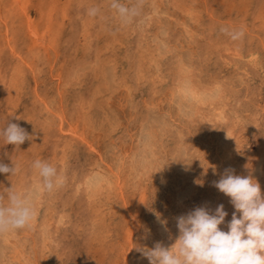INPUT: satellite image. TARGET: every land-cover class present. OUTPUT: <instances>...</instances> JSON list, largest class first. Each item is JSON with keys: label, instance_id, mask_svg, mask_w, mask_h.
<instances>
[{"label": "rangeland", "instance_id": "1", "mask_svg": "<svg viewBox=\"0 0 264 264\" xmlns=\"http://www.w3.org/2000/svg\"><path fill=\"white\" fill-rule=\"evenodd\" d=\"M4 1L5 5L6 3L8 5L11 4L10 0L0 1V120L4 121L0 124V132H2L10 122L18 124L21 127L23 120L26 118L29 123V127L27 128L28 135L31 137L29 138L30 141L26 140L20 147H16L5 143L4 138L0 136V162L9 167L14 166L17 169L14 175H11V173L0 174V196L6 197L7 191L4 186L11 185L13 180L14 184H17V182H19L17 177L19 176H25L27 184H24L22 189L19 188L17 190L16 188L14 191L17 193L20 192L22 195L27 194V192L33 188L35 178L40 177V175H38V170L33 167L34 162L36 160H41L50 165L54 162L58 174L61 175V173L64 172L63 176L65 177L62 179V184L56 187L52 192L46 191L47 201L45 200L42 205H39L40 212L38 216L39 224H41L43 218L53 219L51 232L56 244L50 246L52 248L51 254L49 253L51 250L47 251V255L50 254L47 264H123L121 256L124 249L128 247V244L125 246L123 242L120 243L121 240L119 237L121 233H118L120 229L119 226H117L120 213L110 215L111 217L106 216L105 221L108 223L107 226L109 225L106 230L108 236H95V234L90 231L89 227L94 212L93 204L89 201L84 191H78L76 188L77 182L81 180V175L84 176V174H87L88 170L96 166V159L98 160L99 158L98 151H100V154L103 156H110L118 152L120 148L130 150V147L134 146L133 142L137 139V135L139 134V127L142 125L144 118H146L144 104L148 103L147 101H153L154 104L157 105L158 113L164 108L165 111L171 109L168 111L169 115H166L165 118L167 127H165L161 133L159 132L160 136L158 139L160 140H158V146H161V148L163 147L166 155H175L176 152H183L185 150L186 152L182 155L187 159L190 156L192 157V160L189 161H191L190 166L193 170L197 171L203 167V165L204 168L207 166L205 161L207 159V154L202 156V153L197 151L196 138L204 137L201 133V125L197 123V118L191 115L192 120H190L188 115L179 113L177 107L171 108V106L168 105L169 103L167 102L170 97H168L169 92L167 85H165L158 94L152 95L148 91L149 85L145 83L146 81L143 80L137 84L132 80L133 75L137 73L138 65H142V71L147 72L144 78L150 82L149 84L152 83V76L159 68L162 70L166 79L171 80L173 76H179L178 73L175 74V71L179 70V65H181L180 63L182 62L185 68H193L192 70L195 73H198L201 69L203 71L202 75L205 77H207V71L204 69V65L208 66L207 69L210 72L211 67L215 69V72L220 76L219 72H221L220 68L222 67L213 63L215 57L212 50L214 46H212L211 41H214V39L217 41L218 37L224 39L226 34L222 33L220 29L225 27L224 23H226V21H231V24L234 26L232 28L233 30H242L239 25H245L244 28L247 33H245V36L248 35V29L257 25H254L255 16L258 15L255 13L256 10H264V0H195L192 5L195 14L194 20L187 18L185 14L179 11H171L169 8L172 4H168L167 0H161L162 5L160 7L157 6V9H155L153 5L160 2V0H142L140 15L129 24H124L119 21V17L110 8L111 0H72L70 5L67 3L65 7V15H61L60 11L64 8H62V3H58L54 10L56 19L61 21L63 17L66 16L59 45L60 55L56 57L52 54L43 52L41 49H39L40 52L38 53L33 51L40 58L36 62V64H39V67L36 69L35 73H31L30 66L26 65L29 62L27 59L31 58L33 55L27 51L32 38L21 24L20 18L13 21L7 17V15L10 14L4 16L5 18L3 17ZM43 1L47 4L49 0H32V3H29L30 5L27 9V14H31L32 18L35 19V26L41 23L40 17L35 14V10L39 9L38 2ZM121 2L132 6L137 3V0H121ZM243 3H245L249 9L246 15L241 10L244 8ZM215 5L216 21L214 22V17L210 13L211 11L214 13ZM92 7L100 8V14L97 17L88 15V10ZM180 9L181 7L179 10ZM55 11H58V13L60 12V14L57 15ZM4 21L7 23L4 24ZM87 24H91L92 26L90 36L94 49L92 53L93 56L84 55L83 57L79 43L76 40H83L80 36V32H82L84 27L86 29L88 28L86 27ZM229 27L231 28V26ZM123 30H127L126 34L123 33L127 36V38H125V44L122 43V38L118 34L119 31L121 32ZM187 31L194 34L191 40H188L189 35ZM227 37L229 36L226 35L225 38ZM257 41L259 42V40ZM111 44H115L116 55L113 57L114 61L112 63H106L111 66L114 64L116 67V69H114L116 79L122 81L125 78L124 80L133 82L132 97H127L124 86H119L115 92L110 93V90H108L104 83L102 85L100 82L101 67L97 66L98 63L96 59H94V55L99 52L97 51L98 48H110ZM125 45H127L129 59L128 55L127 57L123 55L126 49ZM164 45H168V49L161 48V46ZM259 47L261 48L259 52L260 59L264 60V46ZM14 53L18 54L20 58L17 56L15 57ZM140 56L143 58H140ZM201 60L204 63H202ZM216 62L218 63V61ZM60 63L65 64V67L61 66V68ZM165 69L167 70L165 71ZM104 70H106V68ZM15 72L20 73L17 79L19 81H16V85H12V77L16 74ZM105 73L107 74L108 72L106 71ZM168 74L171 75L169 76ZM222 75L223 77H232L234 80H237V76H232L234 75V71L230 68L225 69V73ZM77 76L79 78H77ZM3 79L6 80L4 81ZM58 80L60 82H58ZM136 84L140 85L135 86ZM11 86L12 88H10ZM58 92H61L60 96H57L59 95ZM9 93H13L15 96L14 100L7 101ZM141 94L142 97L140 96ZM47 98L51 106H58L59 103L64 104L65 123L61 131L59 130V119L56 115L49 114L48 119L43 115L42 110L46 108L45 106H49V103L46 104V102H48ZM60 98H63L64 102L60 101ZM248 100L253 107L257 106L254 101L252 102L249 98ZM91 101H95L97 104L100 102V105L98 107L94 106L92 110L90 109L91 111H89V114L83 115L80 111L81 105L84 102L90 103ZM247 105L249 106L250 104ZM206 109H209L207 105ZM238 110L242 111L243 109L240 107ZM205 112L207 113L208 111ZM79 116H82L83 119L78 123V129L79 131L83 130L85 135L88 134L87 137L88 140L90 139L89 142L93 146H96L95 150L82 143L79 137H70V133L67 132L71 126H76L75 122L78 120ZM111 116H113L114 119L111 120ZM106 118H109L108 122L116 121L117 123L113 130L108 131V134H104L103 127L99 125L100 122L103 123V125L109 124L106 123ZM171 120L174 121V124L169 123ZM263 130L264 128L261 127L256 131V135L259 138L264 135ZM179 132L182 133L184 137H176L175 135L177 134L178 136ZM178 138L180 140H178ZM258 140L257 137L250 140L247 151H257ZM180 141H183V146L178 148ZM262 147H264V145ZM159 155L162 158L164 157L161 152ZM176 156L177 155H175V157ZM105 160L107 161L108 159ZM100 164L104 165L103 163ZM164 168H166L165 174H168L170 168H168L167 165ZM162 175H164V173H160V175L157 174L156 178L150 176L152 179L149 182L143 179H133V177L123 182L127 186L132 180L139 181L141 186H139L140 190L136 195L140 193L145 195V200L142 204L143 230H141L140 236H136L134 240L133 249L131 250L132 254L130 256L132 260L131 264H149L146 261L140 260V258L143 259V256L137 250L140 248L138 241L143 232L150 231L148 230L150 229L149 223L151 222L153 225L154 221L150 216L155 211L156 204L158 203L156 192L160 187H158L157 183L160 181L159 178ZM199 175L202 176L201 173H199ZM180 177L181 175L178 173H171L168 177L164 175V181H166L165 183L168 186H162L161 189L169 191L171 188H175L178 180L173 182L172 178L180 179ZM196 178V174L191 176V179L195 181ZM190 182L191 181H189V183ZM199 184L202 186L201 182ZM179 185L181 187H183V185L184 187L188 186L187 184ZM194 185H198V182H194ZM130 186H127V195H130V191L128 190ZM134 191H136V189H134ZM101 201L100 203H102V205L106 203V199H103V197ZM4 202H7L6 199ZM192 204H195V202H189L188 206L193 207ZM108 205L109 203L107 206ZM50 208L54 209L56 213H65L66 220L64 225L56 224V218L52 216L53 211L49 213ZM37 230L29 227L16 230L11 237L13 245L17 243L29 252L31 250L30 248H33L34 242H36L35 245L39 248L42 241L40 237L42 236V231L39 232V230L37 232ZM29 233H32L33 236ZM7 263L8 261L6 264Z\"/></svg>", "mask_w": 264, "mask_h": 264}, {"label": "bare ground", "instance_id": "2", "mask_svg": "<svg viewBox=\"0 0 264 264\" xmlns=\"http://www.w3.org/2000/svg\"><path fill=\"white\" fill-rule=\"evenodd\" d=\"M194 1L195 0H167V3L172 4L169 8L171 11H179L185 14L187 18L194 20L195 14L192 8ZM44 2L45 1L38 2L39 9L35 10V14L38 15L41 20V23L36 26L35 19L32 18L31 14H27V9L30 5L29 3H32V0H10V5H8L7 3L5 5L4 1V7L2 6L4 9L3 17L7 14H10L7 15V17H9L13 21H15L17 18H20L21 24L25 27L27 33H29L28 35L32 38L31 44L29 45L27 51L28 53H31L33 55L31 58L27 59L29 60L28 64L25 63L26 65L30 66L31 73H35L36 69L39 67V64H36L37 60L40 59L39 56L36 54L40 52L39 49H41L45 53L52 54L56 57L60 55L59 45L64 30L62 28L65 25L64 19L66 18V16H64L63 19L60 21L59 19H56L54 10L55 6L58 5V3H62V8L64 9L62 11H59L61 12V15H65V7L67 3L70 5L72 0H49L47 4ZM243 4L244 8H242L241 10L246 15L249 9L248 6L245 5V3ZM161 5L162 3L160 0V2L154 4L153 6L155 7V9H157V6L160 7ZM180 7L181 9L179 10ZM215 10L216 5L214 7V13L213 11H211L210 13L214 17V22L216 21ZM55 12L57 13V15L60 14V12L58 13V11ZM255 13H257L258 15L255 16L254 25H257H255L251 29H248V35L245 36V25H239V27L244 32V36L242 39L238 41H233L230 37L225 38V35L224 39H220V37H218L217 41L214 38V41H211L212 46H214L212 48L213 55L215 57V61L213 63L218 64L220 67H222L220 68L221 72H219L220 76H218V73H216L215 69H213L211 66L210 72L207 69L208 66L204 65V69L207 71V77H205L202 75L203 71L201 69L198 71V73H195L192 70L193 68H185L184 63L182 62L180 63L181 65H179V70L175 71V74L178 73L179 76H173L171 80L166 79L163 75L162 70L159 68L155 71L152 76V83L149 84L150 82L147 81L146 78H144L147 75V72H143L141 69L142 65H138L137 73L133 75L132 80H134L137 84L140 81H146L145 83H148L149 85L148 91L152 95L158 94L163 89V87L167 85V89L169 92V96H167L170 97L169 101L167 102L169 103L168 105H170L171 108L177 107L179 113L183 115H188V117H190V120H192L191 115H194L195 118H197V123L201 125V133L204 136L202 138H196L198 149L197 151H200L202 153V156L207 154V159L205 160L207 166L206 168H204L203 165V167H201L199 170H193V168H191L190 166L191 161H189L192 160V157L190 156L187 159L182 155L186 152L185 150L183 152H176L175 155L177 156L175 157L174 154L166 155L163 150V147L161 148V146H158V140H160L158 139L160 136L159 132L161 133V131L165 129V127H167L165 118L166 115H169L168 111H170L171 109L165 111L164 108L161 110V112L158 113L157 105L154 104L153 101H147L148 103L144 104L146 118H144L142 125H140L139 127V134L137 135V139L133 142L135 147L129 146L130 150L120 148L118 149L119 151L117 150L118 152L110 156H103L102 154H100L101 152L98 151V157L100 159H96V166H93V168L88 170L87 174H84V176L81 175V180L77 182L76 188L78 191H84L89 201L93 204L94 212L89 227L90 231H92L95 236L98 235L100 237H103L104 235H107L106 230L109 225L107 226L108 223L107 221H105L106 216L111 217L110 215L120 213V218L117 224L120 229L118 233H121V236L119 237V239L121 240L120 243L123 242V245L125 246L128 244V247L124 249L123 254L121 256V261L123 264L132 263V260L130 259V256L132 254L131 250L133 249L132 246L136 236H140L141 230H143L142 204L145 200L144 194L140 193L141 195H136L140 190L139 186H141V183H139V181L132 180L130 182L131 186L130 183L129 185H127L130 186V188L128 189L130 191V195L126 194L127 186L123 182L126 181L128 178L133 177V179H143L144 181L149 182L152 179L150 178V176L156 178V175H160V173H164V175H166L167 177L170 176L171 173H178L179 175H181L180 179L172 178L173 182L178 180V183L176 184L177 186L175 185V188L173 187L169 191L161 189L162 186H168L165 183L166 181H164V175L160 176L159 178L160 181H158L157 184L160 188L156 192L158 203L156 204L155 211L150 216V218H152L154 222L153 225L151 222L149 223L150 229L148 230L150 231L143 232L141 238H139L140 240L138 241V243L140 244V248L147 249L154 248L156 243H160L166 248H169L174 245L179 236L176 222L177 218L182 215H187L189 212H191L197 207H206L214 212L218 205L223 204L224 210L228 213V215L225 218V223L220 227L221 230L227 232L229 230L227 224L231 221L235 209L230 203V198L225 196L223 193L219 192V190L214 187V182L218 181L221 176L224 175L226 170H232L233 174L239 176H252L260 184L261 193L262 196H264V147H262L264 145V135L260 138L256 135V131H258L259 128H264V60L260 59L259 56V52L261 49L259 46H264V10L257 9ZM5 23L7 22L4 21V24ZM224 25L230 30H233L232 28L234 26L231 24V21H226ZM229 26H231V28ZM86 27L88 28L86 29L84 27L82 29V32H80V36L81 38H83V40H76L79 43V47L83 57L84 55L93 56L92 53L94 49V45L91 41L92 39L90 36L92 26L91 24H87ZM201 28L205 29L204 27ZM123 33L126 34L127 30L118 32V34L122 38V43L125 44V38H127V36ZM187 34L189 35L188 40H191L193 38L192 35L194 36V34H191L189 31H187ZM257 40H259L261 44ZM125 46L126 49L124 50L123 55L125 57H127L128 55L129 59L127 45ZM161 48L168 49V45L161 46ZM115 49V44H111L110 48H98L97 51L99 52L94 55V59H96V62L98 63L97 66L101 67L100 82L102 83V85L104 83L108 90H110V93L115 92L119 86H124L127 97H132L131 94L133 82L124 80L125 78L122 81L116 79V76L114 75V69H116V67L114 66V64L113 66H111L106 63H112L114 61L113 57L116 55ZM33 51H35L36 53H34ZM15 53L14 56L20 58L19 55ZM142 56H140V58H143ZM216 61H218V63ZM202 63L204 62L202 61ZM61 66L65 67V64L60 63V67ZM103 68H106V70H104ZM228 68L234 71V75L232 76H237V80H234L232 77H223L222 74L225 73V69ZM166 70L167 69H165V71ZM106 71L108 72L107 74L105 73ZM18 75H20V73L18 72L13 75L11 82L12 85H16V83L19 81L17 80L19 78ZM77 78L79 77L77 76ZM58 82L60 81L58 80ZM137 84L135 86L140 85ZM10 88H12V86ZM61 92H58L59 95L57 96H60ZM140 96L142 97V94ZM248 98L252 102L254 101L257 106L253 107ZM14 99L15 96L13 95V93H9L7 101H12ZM60 101L64 102V99L60 98ZM47 103H49V101L46 102V104ZM247 104L250 105L248 106ZM48 105L49 106H45L46 108L42 110L43 115L46 119L49 118V114L56 115V117L59 119V130L61 131L65 123V112L63 109L64 104L59 103L58 106H51V104L49 103ZM99 105L100 102L98 104L95 101H91L90 103L84 102L81 105L80 111L83 115H87L94 106L98 107ZM206 105L207 107H209V109H206ZM240 107L241 109H243L242 111L238 110V108ZM205 111L208 112L206 113ZM82 119L83 117L79 116L78 120L75 122L76 126H71L67 132L70 133V137H79L82 143L87 145L89 148L95 150L96 146H93L89 142L90 139L88 140V134L85 135L83 130L79 131L78 129V123L81 122L80 120ZM110 119L112 120L114 119V117L111 116ZM106 121V123L109 124L103 125V123H99V125L103 127L104 134H108V131L113 130L117 124L116 121L108 122L109 118H106ZM3 122L4 121L0 120V124ZM169 123L174 124V121L171 120L169 121ZM28 127L29 123L28 120L25 118L23 120L21 128H23L28 133ZM175 136L181 138L184 137L183 134L180 132L178 133V136L177 134ZM255 137L259 139L258 150L255 152H252L250 150L247 151L248 146L250 145V140H253ZM178 140L180 139L178 138ZM178 146V148H181L183 146V141H180ZM160 152L164 155V159L159 155ZM105 159L108 160L106 161ZM100 163H103L104 165H101ZM51 165L56 167L54 165V162ZM166 165L168 166V168H170V172L168 174H165L166 168L164 167ZM199 173H201L202 176H200ZM63 174L64 172L59 175L60 177H62V179L65 177L63 176ZM193 174H196V181L198 182L199 186L194 185V182H197L194 179H191V176ZM24 177L25 176L17 177L19 181L17 182V184H14L13 180L11 185L4 186L6 187V191L8 192L11 187L13 190L16 188L17 190L19 188L22 189L24 184H27L25 181L26 177ZM189 181L191 182L189 183ZM200 182L202 183V186H200ZM33 183V188H31V190H29V192H27V194L25 195L29 198L32 207L35 211L34 219L31 221V226L29 228H33L35 230L38 229L37 232L39 230V232L42 231L43 237L40 236L42 239L40 247L38 248L37 245H35L36 242H34L33 248L31 247V250L28 252L25 248H23V246L18 245L17 243L13 245L11 237L13 236L16 230H11L6 233L0 234L1 264H6L7 261V264H47L48 256L52 253V248L50 246L52 244H56L54 236L51 232L53 219L43 218L41 224L38 223V216L40 212L39 205H42V203H44L47 199V192L43 190L42 187V178H35ZM179 184H187L188 186L184 187L183 185V187H181ZM134 189H136V191H134ZM18 194H20V192H18ZM102 197L103 199H106V203H104L103 205L102 203H100L102 202ZM189 202H195V204H192L193 207L188 206ZM108 203L109 205L107 206ZM50 212H52L53 218H56L57 225L65 224L66 216L64 212L56 213L55 210L52 208L49 209V213ZM239 215L240 214H237L238 218ZM29 234L32 235V233ZM49 250H51L49 252L50 254L47 255V251ZM140 260L149 263V261H147V258L145 257H143V259L140 258Z\"/></svg>", "mask_w": 264, "mask_h": 264}, {"label": "clouds", "instance_id": "3", "mask_svg": "<svg viewBox=\"0 0 264 264\" xmlns=\"http://www.w3.org/2000/svg\"><path fill=\"white\" fill-rule=\"evenodd\" d=\"M110 8L124 24L132 23L140 15L142 0L129 6L121 0H111ZM99 7H92L88 15L97 17ZM220 31L231 40L243 38V30ZM5 143L20 147L28 133L18 124L10 122L0 132ZM42 178L43 190L52 192L62 184L57 168L47 162L36 160L33 164ZM17 169L0 162V174L14 175ZM214 187L230 198L235 212L227 224L228 231L221 230L228 213L220 204L214 212L206 207H197L187 215L177 218L179 232L175 244L169 248L156 243L154 248H138L149 264H264V196L260 184L252 176H239L226 170ZM7 201L5 203L4 201ZM239 213V218L237 217ZM35 211L29 198L8 190L6 197L0 196V234L31 226Z\"/></svg>", "mask_w": 264, "mask_h": 264}]
</instances>
